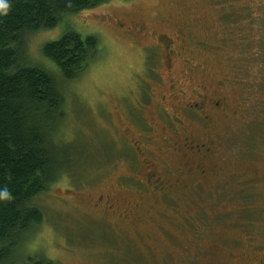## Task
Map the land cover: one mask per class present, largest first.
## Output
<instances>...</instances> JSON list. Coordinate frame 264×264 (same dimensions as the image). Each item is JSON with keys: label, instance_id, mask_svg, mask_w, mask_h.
I'll use <instances>...</instances> for the list:
<instances>
[{"label": "rangeland", "instance_id": "1", "mask_svg": "<svg viewBox=\"0 0 264 264\" xmlns=\"http://www.w3.org/2000/svg\"><path fill=\"white\" fill-rule=\"evenodd\" d=\"M178 27L197 41L178 43L166 65L156 36ZM69 31L96 35L102 51L64 79L42 47ZM20 60L50 70L64 94L54 135L63 168L34 199L43 218L20 255L57 264H247L255 255L252 243L264 242V0H106L28 33ZM207 88L229 108L239 106L236 116L218 120V135L209 134L212 169L171 197L136 189L125 179L137 171L128 157L131 140L140 139L150 166L170 179L183 157L165 139L172 132L159 115L161 95L171 113L174 93ZM146 120L151 139L141 128ZM199 132L187 119L183 133ZM105 203L118 212L105 211ZM191 233L195 242L184 254L171 237Z\"/></svg>", "mask_w": 264, "mask_h": 264}, {"label": "trees", "instance_id": "2", "mask_svg": "<svg viewBox=\"0 0 264 264\" xmlns=\"http://www.w3.org/2000/svg\"><path fill=\"white\" fill-rule=\"evenodd\" d=\"M106 0H0V264H57L20 255L26 234L43 218L34 199L63 168L55 132L64 94L54 74L24 64L20 53L30 32ZM43 54L72 79L102 51L96 35L69 31L46 42Z\"/></svg>", "mask_w": 264, "mask_h": 264}, {"label": "flooded vegetation", "instance_id": "3", "mask_svg": "<svg viewBox=\"0 0 264 264\" xmlns=\"http://www.w3.org/2000/svg\"><path fill=\"white\" fill-rule=\"evenodd\" d=\"M119 25L122 26V23H119ZM127 31L131 32V28H128ZM156 39L157 44L160 46L162 45L161 47L167 50L166 54L168 55V58L166 60V65H169L170 55L174 53V48H176V46L197 41V39L191 34L186 35L182 27H178L172 35L160 33L156 36ZM170 82L171 87H173L175 81L170 79ZM211 95H213V97ZM152 96L153 93H150V97L146 100V103L149 102ZM167 99H169L167 95H161L159 103L164 108H161L159 115L162 114L167 120L171 132H175L176 135L181 138L180 141L177 139L174 140L175 136L172 135V133L165 138L169 145L172 147H175L176 145L175 149L182 152L183 157H181L180 162L177 163L179 166H176L177 168L171 179L165 177L159 169L153 165L152 167L150 166L152 162L146 157V147L143 145L142 141L140 139H133L131 140L132 145L130 146L131 153L128 157L129 162L132 164L133 168L137 169V171L133 175H126L125 179L133 181L132 183L134 184V187L138 190L149 192L157 191L165 196L171 197L176 191H186V189L194 188L198 184V177L206 175L209 172V169H212V166L210 167L208 164V159L211 158L210 156L213 154V151L207 143L212 137L209 134L213 133L218 135L219 129H216L218 120L229 118L231 115L233 117L236 116L239 113V106L229 108V106L226 105L227 102L225 98L218 94L215 95L209 89L208 91H196L195 94L191 96L186 95L185 91H183L182 95L174 93L172 101L174 109L171 113L165 104ZM141 106V110H143L145 103H141ZM134 119L135 118H133V120ZM187 119L196 125H199L200 132L198 135L183 133V130L186 128ZM170 125H172L174 131L171 129ZM151 126L152 124L147 120L141 124V128H144L143 133L147 139L153 138L150 133ZM179 142H181V144ZM142 146L144 150H142ZM188 154H190V159H188ZM141 166H144L145 170L143 172L144 175L140 178L139 170L141 169ZM101 199L102 198H100V200ZM96 205H99V203ZM108 209L113 213L118 212L111 204L105 203L104 210L107 211ZM125 214H127L125 211L118 213V215H122V217L125 216ZM186 229L192 231V228L188 227V225L186 226ZM184 236L185 235L183 234H173L171 238L176 240H173V242L179 243L175 247L181 250L184 254H187L190 252L191 243L195 242L196 235H192L191 233L189 238H184ZM176 238H179L180 240H177ZM252 244L253 245L249 250L255 255L251 257L249 256L247 264H264V242ZM212 247V245L209 246V248ZM206 250L207 252L212 251L208 250V248L203 251ZM183 259L184 256L181 255L180 261H184ZM218 261V259L209 260L212 264H218ZM219 264H223V261Z\"/></svg>", "mask_w": 264, "mask_h": 264}]
</instances>
